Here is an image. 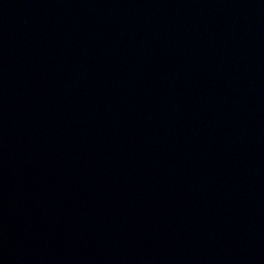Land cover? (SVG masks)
Returning <instances> with one entry per match:
<instances>
[{
    "label": "water",
    "instance_id": "1",
    "mask_svg": "<svg viewBox=\"0 0 264 264\" xmlns=\"http://www.w3.org/2000/svg\"><path fill=\"white\" fill-rule=\"evenodd\" d=\"M0 264H264V0H0Z\"/></svg>",
    "mask_w": 264,
    "mask_h": 264
}]
</instances>
